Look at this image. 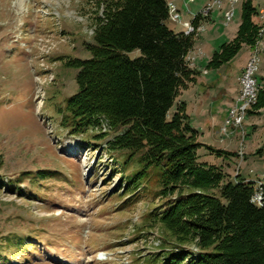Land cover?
Returning <instances> with one entry per match:
<instances>
[{"label":"rangeland","instance_id":"374dc122","mask_svg":"<svg viewBox=\"0 0 264 264\" xmlns=\"http://www.w3.org/2000/svg\"><path fill=\"white\" fill-rule=\"evenodd\" d=\"M243 1L235 0V17L229 25L239 20L240 26ZM97 2L0 0V175L5 184L0 189V264H146L161 249L163 227L149 216L167 199L158 196L155 184L128 191L124 178L139 166H126L125 153L109 150L114 133L107 131L96 140L105 129L72 136L61 126L67 100L79 89L78 70L65 62L92 57L85 44L93 41ZM214 2L210 15H198L197 26L194 23L190 35L196 40L214 13L224 14L230 8V0L206 5ZM253 2L260 11L264 0ZM99 7L101 12L104 6ZM257 15L258 39L241 44L238 54L221 67H207L212 56L189 53L195 79L180 91L177 101L186 103L190 117L210 107L212 88L230 87L227 65L234 66L237 75L241 64L245 68L257 56L255 79L258 88H264V20ZM168 25L176 32L183 26L171 21ZM139 55V51L129 54ZM241 75L236 96L230 105H221L220 117L209 119V124L194 122L198 143L235 156L219 157L204 147L198 156L199 162L222 170V185L245 179L254 181L257 189L264 184V108L260 115L250 113L253 108L248 112L245 135L235 131L224 140L221 134L240 99ZM150 175V183H157L159 175ZM183 191L178 185L173 196ZM213 192L219 195L220 189ZM186 251L198 253L194 246Z\"/></svg>","mask_w":264,"mask_h":264},{"label":"trees","instance_id":"16d2710c","mask_svg":"<svg viewBox=\"0 0 264 264\" xmlns=\"http://www.w3.org/2000/svg\"><path fill=\"white\" fill-rule=\"evenodd\" d=\"M260 11L253 0L243 1L236 37L213 53L207 67H221L241 44L258 39L254 18ZM95 19L93 41L85 44L92 57L65 62L78 70L79 89L67 100L61 126L72 136L105 129L96 140L113 132L109 150L125 153L126 166H139L124 178L128 191L155 184L158 196L167 199L149 216L165 236L146 264H264V184L261 205L253 202L254 181L222 185V170L199 162L198 150L204 147L219 157L236 153L198 143L186 103L177 101L194 83L196 72L187 61L194 35L168 26V0H99ZM134 51L140 55L131 58ZM263 108L261 88L250 113ZM149 175L160 178L150 183ZM178 185L184 191L174 197ZM4 186L0 175V189ZM190 246L197 255L186 251Z\"/></svg>","mask_w":264,"mask_h":264},{"label":"crops","instance_id":"0c3cea01","mask_svg":"<svg viewBox=\"0 0 264 264\" xmlns=\"http://www.w3.org/2000/svg\"><path fill=\"white\" fill-rule=\"evenodd\" d=\"M174 2L180 12L182 13V21L184 23L192 21L194 16L200 12V10L211 0H204V1H199V0H168ZM237 3V2H236ZM227 5V3H226ZM264 6V5H263ZM241 13V11H240ZM223 19V28H220L219 25L221 24V19ZM235 17V15H234ZM232 24V23H231ZM231 24L226 26L224 24V14L220 12H216L212 15V18L208 23L206 24V32H204L199 39L196 40L195 45H194V52H197L200 54L204 53L207 55V57H211L216 51L217 47L220 46L221 44L228 42L238 31L239 27V20L236 21L235 24H232L233 27L231 28ZM170 27V25H168ZM227 27V28H225ZM180 31L179 32H184L185 28L180 25ZM176 32V31H175ZM228 39L226 40V38ZM226 37V38H225ZM225 38V40H223ZM245 63L241 64L240 69L238 70L237 75H234L235 68L232 65H227L226 70H225V77L230 79L229 86L227 88H212L211 94L208 97L209 98V103L210 107L209 108H203L201 112H199V115L196 116L195 114H191V120H192V125L195 129H197L194 126V122H198L199 124L201 121H204L205 124H209V119H213L215 121L218 119L221 115L220 110L222 109L221 105H230L231 101L235 98L237 90H238V79L244 69ZM228 69V70H227ZM231 79L236 80V83L231 82ZM262 86V85H261ZM260 89V88H259ZM264 89V88H263ZM240 91V90H239ZM213 93V94H212ZM199 95V94H198ZM197 95V96H198ZM198 98V97H197ZM199 104L204 105L205 102L202 100V98L199 99ZM223 106V107H224ZM224 107V108H225ZM224 112V111H223ZM261 111L254 112V114H259L260 115ZM223 114V113H222ZM209 117V118H208ZM257 125V124H256ZM214 128V133H215ZM198 130V129H197ZM220 136L219 134H217Z\"/></svg>","mask_w":264,"mask_h":264},{"label":"built area","instance_id":"2783aa9c","mask_svg":"<svg viewBox=\"0 0 264 264\" xmlns=\"http://www.w3.org/2000/svg\"><path fill=\"white\" fill-rule=\"evenodd\" d=\"M193 1V0H190ZM219 3V0H217ZM214 4H208L204 6L199 13H197L192 21L184 23L182 21V13L178 9L177 5L172 2L168 1V12H169V20L171 22H175L177 24H182L185 28L184 33L186 35L192 34L193 27H194V21L198 17H204L207 18L208 14L210 15L211 10L214 7ZM229 9L224 13V24L229 25L230 20L234 17V10H235V0H230L229 3ZM250 70H254L252 67V60L248 63V69H247V74H243V80H242V85L240 87V94L241 93H250V83H249V76H250ZM250 98H251V93H250ZM244 108H242L241 111H243ZM232 116L227 120L225 127L221 130V134L224 135V140L228 139L232 136V134L237 131L241 132L243 130V123H241V113H234V110L232 111ZM244 135H245V130H243ZM253 202L261 205L262 202V192H261V184L258 185V188L256 189V192L253 196Z\"/></svg>","mask_w":264,"mask_h":264},{"label":"bare ground","instance_id":"6f19581e","mask_svg":"<svg viewBox=\"0 0 264 264\" xmlns=\"http://www.w3.org/2000/svg\"><path fill=\"white\" fill-rule=\"evenodd\" d=\"M259 16H260V20H264V7L261 9ZM233 18L230 20V22L233 20ZM259 63H260V59L257 58V56H255L254 58H252V67L254 68V70H250V76H249L251 98H250V93H241L240 94V92H239V98L240 99L237 100L236 106H235L236 109H234V113H241V123H243V130H244V121L246 119V116H247L248 112L251 110V108H253V106L258 101L259 88L257 86V82H256V79H255V75H256V73L259 70ZM247 69H248V64L244 68V71H243V73L241 75V78H240V87L242 85L243 74H247ZM242 108H244L243 111H241ZM223 137H224V135H223Z\"/></svg>","mask_w":264,"mask_h":264}]
</instances>
